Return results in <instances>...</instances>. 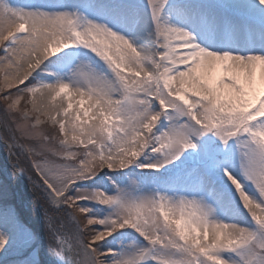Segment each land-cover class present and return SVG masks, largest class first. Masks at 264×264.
<instances>
[{"label":"snow or ice","instance_id":"1","mask_svg":"<svg viewBox=\"0 0 264 264\" xmlns=\"http://www.w3.org/2000/svg\"><path fill=\"white\" fill-rule=\"evenodd\" d=\"M0 113V264H264V0H0Z\"/></svg>","mask_w":264,"mask_h":264},{"label":"rangeland","instance_id":"2","mask_svg":"<svg viewBox=\"0 0 264 264\" xmlns=\"http://www.w3.org/2000/svg\"><path fill=\"white\" fill-rule=\"evenodd\" d=\"M3 121V114L0 113V124ZM0 133H2V127H0ZM6 152L3 149V145L0 144V181L7 178L9 172V161L6 157ZM10 188L15 192L17 202L23 206V210L28 211L30 208L31 194L28 190L27 182L24 177H19L14 181H9Z\"/></svg>","mask_w":264,"mask_h":264}]
</instances>
